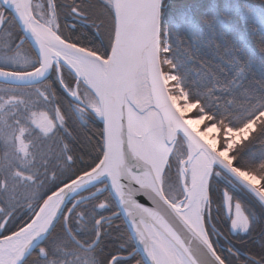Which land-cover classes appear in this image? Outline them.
Instances as JSON below:
<instances>
[{"label":"snow or ice","instance_id":"1","mask_svg":"<svg viewBox=\"0 0 264 264\" xmlns=\"http://www.w3.org/2000/svg\"><path fill=\"white\" fill-rule=\"evenodd\" d=\"M0 264H264V0H0Z\"/></svg>","mask_w":264,"mask_h":264}]
</instances>
